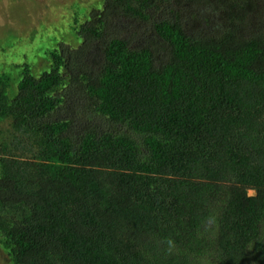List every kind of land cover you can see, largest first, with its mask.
I'll return each instance as SVG.
<instances>
[{"label":"trees","instance_id":"1","mask_svg":"<svg viewBox=\"0 0 264 264\" xmlns=\"http://www.w3.org/2000/svg\"><path fill=\"white\" fill-rule=\"evenodd\" d=\"M166 1L177 8L151 20L147 40L97 46L85 22L81 48L38 77L28 67L10 98L0 83L12 130L0 230L15 264H264V28L246 15L251 0ZM107 5L144 20L154 0ZM61 80L128 133L48 121Z\"/></svg>","mask_w":264,"mask_h":264},{"label":"rangeland","instance_id":"2","mask_svg":"<svg viewBox=\"0 0 264 264\" xmlns=\"http://www.w3.org/2000/svg\"><path fill=\"white\" fill-rule=\"evenodd\" d=\"M111 1L114 0H0V83L6 86V95L10 98L14 94L17 77L28 74V67L31 75L38 77L41 72L55 66L52 65L53 56L59 55L61 51L65 53L81 48L83 39L78 30L81 24L93 22L99 27L101 38L94 43L97 46H102L104 40L128 35L144 41L150 32L151 20L157 16H165L164 13L169 12V9L175 11L177 8L170 1L154 0V5L146 13L147 18L128 19V22L120 19L122 14L113 5L106 6ZM255 4L251 0L252 7L249 5L246 15L251 17L254 27L262 25L264 28V8H254ZM199 11L201 15H205L202 9ZM98 20L102 23L101 27L97 24ZM211 24L215 27L217 23L212 20ZM248 30L252 32L253 27L249 26ZM99 54L100 47L89 46L85 59L94 61ZM93 68L91 66L85 73L91 74ZM56 69L61 78L69 72L73 79L81 74L72 67L68 71L62 65H56ZM75 90H80V87L61 80L53 91L48 92L55 105L49 113V120H46L65 124L68 122L69 127L63 132L73 135L82 131L80 126L83 124L101 132L128 133L124 125L115 124L96 114L83 94L76 93ZM11 131L8 120L0 121V143H9ZM0 264H15L4 241L2 229Z\"/></svg>","mask_w":264,"mask_h":264},{"label":"water","instance_id":"3","mask_svg":"<svg viewBox=\"0 0 264 264\" xmlns=\"http://www.w3.org/2000/svg\"><path fill=\"white\" fill-rule=\"evenodd\" d=\"M255 194H256V193H255L254 190H251V189H250V190L247 191V195H248V196H253V195H255Z\"/></svg>","mask_w":264,"mask_h":264},{"label":"clouds","instance_id":"4","mask_svg":"<svg viewBox=\"0 0 264 264\" xmlns=\"http://www.w3.org/2000/svg\"><path fill=\"white\" fill-rule=\"evenodd\" d=\"M169 244L171 245V241H169Z\"/></svg>","mask_w":264,"mask_h":264}]
</instances>
